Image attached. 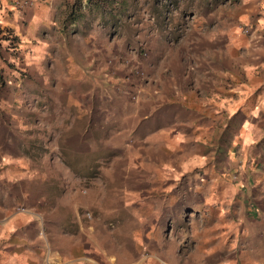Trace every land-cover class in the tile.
<instances>
[{
  "label": "rangeland",
  "instance_id": "rangeland-1",
  "mask_svg": "<svg viewBox=\"0 0 264 264\" xmlns=\"http://www.w3.org/2000/svg\"><path fill=\"white\" fill-rule=\"evenodd\" d=\"M22 1L0 0V167L10 169L0 189H9L17 204L61 203L53 216L72 223L81 216L84 226L128 233L133 220L114 224L113 216L129 215L118 199L130 192L125 196L116 184L124 186L131 168L225 167L235 195L249 199L235 252L226 258L264 264V136L244 145L228 142L225 130L218 140L223 80L211 78L207 67L210 59L219 68L235 0H33L20 9ZM179 90L195 95L189 104L203 105L197 126L175 127L161 116ZM174 128L181 151L164 141L162 152L167 136L160 134ZM235 168L253 173L240 181ZM178 178L189 190L185 175ZM179 200L183 207L181 194ZM183 231L170 239L188 241ZM225 240L216 239L221 254ZM114 242L91 252L74 245L72 252L105 263Z\"/></svg>",
  "mask_w": 264,
  "mask_h": 264
},
{
  "label": "crops",
  "instance_id": "crops-1",
  "mask_svg": "<svg viewBox=\"0 0 264 264\" xmlns=\"http://www.w3.org/2000/svg\"><path fill=\"white\" fill-rule=\"evenodd\" d=\"M31 1L18 2L20 9L29 8ZM244 25L249 26L247 32L241 29ZM227 30L219 68L210 59L207 61L212 74L209 76L223 80L221 91L217 92L220 97L216 98L214 94L217 109L224 114L217 123L220 127L218 140L225 130H229L225 137L228 142L245 145L263 140L264 136V0H235L234 19ZM190 96L195 95L180 90L175 93L170 103L165 102L163 109L159 110L163 119L169 118L175 127L197 126L196 111H201L203 105L189 104ZM165 134H160L163 135L162 140L167 136L161 148L165 141L168 148L180 152L179 146L174 144L176 140L181 142L177 138L180 131L174 128L172 133ZM4 167H0L1 178L4 171L10 170ZM131 169V172L124 173V186L116 184L126 190L125 196L130 192L129 198L118 199L129 215L124 218L113 216L114 224L117 219L126 222L125 225L133 220L132 226L127 228L128 233H105L101 227H91L88 222L84 226L81 216L77 218L80 221L72 223L67 216L63 219V215L53 216V212L63 206L61 203L27 200L17 204L9 198V189H0V264H135L139 259L146 260L142 264L234 263L229 262L226 256L230 258L235 252L234 240L240 239L238 233L243 227L239 217L248 218L245 204L249 199L235 195L236 190L224 172L225 167L154 164ZM212 169L220 175L219 178L212 176ZM233 171L240 174V181L246 182L249 174L253 173V169L247 168L245 171L238 168ZM184 175L191 184L189 190L179 186L182 182H178V177ZM145 178H156L155 183L140 182ZM152 186H155L153 191L141 192ZM181 190H185V194ZM180 194L185 198L183 207ZM39 229H42L43 236L38 234ZM178 229L189 234L188 241L170 239V233H178ZM73 231L79 233H71ZM225 237L226 246H220L224 248L221 254L216 239ZM109 240L116 242L112 243L105 263L90 253L72 252L74 245L81 249L84 246L89 252L93 245L94 248L97 245L102 251Z\"/></svg>",
  "mask_w": 264,
  "mask_h": 264
},
{
  "label": "built area",
  "instance_id": "built-area-1",
  "mask_svg": "<svg viewBox=\"0 0 264 264\" xmlns=\"http://www.w3.org/2000/svg\"><path fill=\"white\" fill-rule=\"evenodd\" d=\"M242 30H243L244 32H247V31L249 30V26H248V25H244V26L242 27ZM38 234L41 235V236L44 235L42 229H39V230H38ZM164 264H168V263H165V262H164Z\"/></svg>",
  "mask_w": 264,
  "mask_h": 264
}]
</instances>
